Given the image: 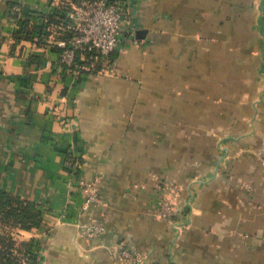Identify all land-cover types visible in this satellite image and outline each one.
Returning <instances> with one entry per match:
<instances>
[{
	"label": "crops",
	"instance_id": "obj_1",
	"mask_svg": "<svg viewBox=\"0 0 264 264\" xmlns=\"http://www.w3.org/2000/svg\"><path fill=\"white\" fill-rule=\"evenodd\" d=\"M69 1L0 0V250L264 264V0H135L120 49L80 75L39 32ZM93 180L101 204L82 210ZM173 184L175 228L150 213ZM29 206L37 227L11 216Z\"/></svg>",
	"mask_w": 264,
	"mask_h": 264
},
{
	"label": "built area",
	"instance_id": "obj_2",
	"mask_svg": "<svg viewBox=\"0 0 264 264\" xmlns=\"http://www.w3.org/2000/svg\"><path fill=\"white\" fill-rule=\"evenodd\" d=\"M60 1V0H59ZM135 0H81L79 3L70 1L58 2L59 7L67 5L69 10L55 11L58 23L42 22L39 32L50 33V43L59 50V63L64 71L80 75L84 72L102 73L98 64L102 59L120 49L123 30L128 28L136 15ZM65 6V7H67ZM64 7V8H65ZM18 9L15 8V11ZM55 30L54 33L51 31ZM69 33L68 37L65 34ZM160 185H157L159 189ZM83 203L82 210L91 204H101L97 189V181L81 183L79 186ZM159 203L150 213L169 222L175 228L180 223L175 220L178 198L182 188L178 185H165L161 188ZM184 225V224H182ZM91 236L102 232L100 223L86 227ZM114 264H149L146 254L122 247L114 251ZM19 264H46L42 249L34 245L20 252Z\"/></svg>",
	"mask_w": 264,
	"mask_h": 264
},
{
	"label": "trees",
	"instance_id": "obj_3",
	"mask_svg": "<svg viewBox=\"0 0 264 264\" xmlns=\"http://www.w3.org/2000/svg\"><path fill=\"white\" fill-rule=\"evenodd\" d=\"M70 1L73 3H79L81 0H70ZM44 19L46 20L47 23H51V24L58 23V21H59V19L57 20L54 15H49L47 17H44ZM31 33H32V31L29 32V34H30V36H28L29 38L32 36ZM42 35L39 33L37 34L38 38H42ZM69 35H70L69 33H66L65 37H68ZM98 66H99V64H98ZM0 203L2 204V206H0V210L1 209L3 210V202L0 201ZM29 208L30 209L28 211H26V208H22V211L17 213V216H15L14 214L13 215L10 214V215L14 218V221L18 220V223L21 226L25 227L28 225L29 227H31V226L37 227L40 225V212L37 210L36 207H33V212L31 210L32 207L29 206ZM8 214L9 213H7V214L3 213L2 215L5 216ZM26 249H28V247L26 245L22 246L20 248V252H23ZM7 251L8 250H4V249L0 250V263H2V264H19V258L18 257L17 258H15V257L11 258L9 252H7Z\"/></svg>",
	"mask_w": 264,
	"mask_h": 264
}]
</instances>
